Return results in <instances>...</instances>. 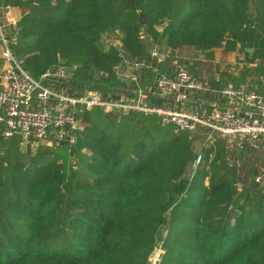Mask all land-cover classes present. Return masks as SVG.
<instances>
[{"label": "trees", "instance_id": "16d2710c", "mask_svg": "<svg viewBox=\"0 0 264 264\" xmlns=\"http://www.w3.org/2000/svg\"><path fill=\"white\" fill-rule=\"evenodd\" d=\"M6 6L23 13L10 31L23 69L37 80L50 73L44 85L68 96L116 102L141 87L152 104L211 111L231 107L221 93L229 86L264 89V0H0ZM107 32L120 47L103 42ZM217 48L243 59L222 69ZM134 64L137 82L121 77ZM181 65L207 87L184 104L157 88ZM61 68L65 77L53 75ZM76 119L74 142L61 147L6 139L0 125V264H264L262 136L229 142L204 125L178 131L156 114L102 106L81 107Z\"/></svg>", "mask_w": 264, "mask_h": 264}, {"label": "built area", "instance_id": "2783aa9c", "mask_svg": "<svg viewBox=\"0 0 264 264\" xmlns=\"http://www.w3.org/2000/svg\"><path fill=\"white\" fill-rule=\"evenodd\" d=\"M11 6H6L8 13ZM15 21H0V40L3 47L2 59L4 66L0 71V125H3V136L8 139L20 136L27 142H36L51 147H61L69 138L74 142L72 133L79 128L76 114L79 108L91 109L102 106L107 111L121 110L124 113L139 112L146 115L156 114L164 124L174 126L178 131L195 132L199 125H204L218 132L229 142H243L264 139V89L249 90L243 84L237 88L229 86L221 91L227 97L231 107L221 109L216 104L211 111L206 108H183L177 110L170 106L151 104L146 101L148 93L138 87L135 98H124L121 101L103 102L96 91L87 92L82 96L73 97L58 92L44 85V80L51 74H45L41 79L33 78L23 69L13 47L19 39ZM153 57L164 60L165 53L157 48L150 51ZM140 64H134L128 77L137 82L134 73ZM53 75L65 77L66 71L61 68ZM157 88L162 96H170L184 104L190 100L193 92L207 89L204 82L191 74L186 66L178 67L175 76L161 74L157 79ZM199 155L195 166L201 162ZM262 176L256 178L261 182Z\"/></svg>", "mask_w": 264, "mask_h": 264}, {"label": "crops", "instance_id": "0c3cea01", "mask_svg": "<svg viewBox=\"0 0 264 264\" xmlns=\"http://www.w3.org/2000/svg\"><path fill=\"white\" fill-rule=\"evenodd\" d=\"M0 12H1V17H0V21L1 22H3V23H5V21L8 19V20H11V21H15L16 23H18L19 22V20L21 19V17H22V15H23V13H22V10H21V8L20 7H14V6H11V8H10V10H9V12L7 13L6 11H5V9H3V8H1L0 9ZM8 30L9 31H11V27L9 26L8 27ZM151 45V44H150ZM2 53H3V47H2V44H1V40H0V60H1V62H2V65L0 66V71H1V69L3 68V66H4V61H3V59H2ZM213 53H214V56H215V60L216 61H218V62H220V61H222V57H224V55H223V53H224V51H223V49L222 48H217V49H215L214 51H213ZM238 53H234V52H232V53H229L228 54V58H230V59H236V57H238ZM198 58L199 59H201V60H207L204 56H198ZM233 63H235V62H233ZM132 69V68H131ZM130 72H131V70H130ZM129 72V73H130ZM128 73V74H129ZM128 74L126 75V76H128ZM263 79H264V75L263 76H261V78H259V80H260V82L262 83V81H263ZM260 83V84H261ZM263 85H264V81H263V83L260 85V86H262L263 87ZM157 95V94H156ZM159 96H162V95H160L159 94ZM162 97H168V98H172V97H170V96H162ZM146 101L148 102V103H151V100L150 99H146ZM152 104V103H151ZM164 106H170L171 107V105H164Z\"/></svg>", "mask_w": 264, "mask_h": 264}, {"label": "rangeland", "instance_id": "374dc122", "mask_svg": "<svg viewBox=\"0 0 264 264\" xmlns=\"http://www.w3.org/2000/svg\"><path fill=\"white\" fill-rule=\"evenodd\" d=\"M103 42L107 45H112V44H120V41H119V35L116 33V32H107L103 35ZM240 58V59H239ZM243 59V56L242 55H238V57H236V59H230L228 57H222V61H220L222 63V69H225V66L229 65V64H232L233 62H238V60H242ZM132 66L129 65L128 66H121L119 68V71H120V75L121 77L123 78H126L127 74L129 73V71L131 70ZM129 75V74H128ZM41 143H32V145L34 146V149L37 145H40ZM22 152H25L26 151V147H27V143L26 142H23L22 145ZM161 252L160 248L159 250L156 252L155 255H153V259H154V262H156L159 258V253Z\"/></svg>", "mask_w": 264, "mask_h": 264}, {"label": "water", "instance_id": "95a60500", "mask_svg": "<svg viewBox=\"0 0 264 264\" xmlns=\"http://www.w3.org/2000/svg\"><path fill=\"white\" fill-rule=\"evenodd\" d=\"M117 47H120V44H118ZM19 60H21V57H19Z\"/></svg>", "mask_w": 264, "mask_h": 264}]
</instances>
